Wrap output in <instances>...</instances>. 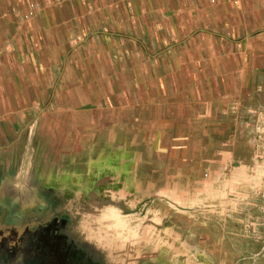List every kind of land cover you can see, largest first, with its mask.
Segmentation results:
<instances>
[{
  "label": "crops",
  "instance_id": "1",
  "mask_svg": "<svg viewBox=\"0 0 264 264\" xmlns=\"http://www.w3.org/2000/svg\"><path fill=\"white\" fill-rule=\"evenodd\" d=\"M109 5L80 12L75 33L60 28L62 45L32 35L8 65L0 27V230L69 211L71 194L133 197L129 165L144 153L180 196L195 186L190 195L210 197L214 181L252 179L245 185L264 204V0ZM69 36L84 38L70 47ZM162 161L173 163L171 174Z\"/></svg>",
  "mask_w": 264,
  "mask_h": 264
},
{
  "label": "rangeland",
  "instance_id": "2",
  "mask_svg": "<svg viewBox=\"0 0 264 264\" xmlns=\"http://www.w3.org/2000/svg\"><path fill=\"white\" fill-rule=\"evenodd\" d=\"M82 1L0 0V15L6 17L0 21L6 32L1 60L8 65L13 49L28 45L32 35L38 39L40 34L41 43L64 44L61 30L75 33L80 12L102 14L112 2ZM83 38L69 36L70 47ZM105 70L110 74L111 69ZM142 150L135 147L134 153L140 156ZM143 156L142 163L129 165L134 170L132 187L138 192L133 197L71 194L64 197L63 205H69V211L45 210L33 217L34 222L26 219L21 226L0 230V264H264V204L245 185L252 179L214 181L210 197L190 195L195 186L186 189L189 195L180 196L175 180L162 182L153 173L157 158ZM163 161L159 167L173 170V163ZM142 174L150 175V196H142L149 187ZM75 180L69 181L71 187ZM86 182V191H94L95 180ZM110 182L115 185V180ZM228 182L234 184L225 195L222 188ZM116 185L125 190L124 179L119 177Z\"/></svg>",
  "mask_w": 264,
  "mask_h": 264
}]
</instances>
